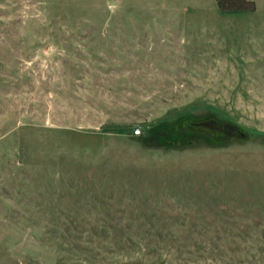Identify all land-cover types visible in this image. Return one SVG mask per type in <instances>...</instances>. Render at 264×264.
<instances>
[{
    "label": "rangeland",
    "instance_id": "rangeland-1",
    "mask_svg": "<svg viewBox=\"0 0 264 264\" xmlns=\"http://www.w3.org/2000/svg\"><path fill=\"white\" fill-rule=\"evenodd\" d=\"M252 1L0 0V264H264Z\"/></svg>",
    "mask_w": 264,
    "mask_h": 264
},
{
    "label": "trees",
    "instance_id": "trees-1",
    "mask_svg": "<svg viewBox=\"0 0 264 264\" xmlns=\"http://www.w3.org/2000/svg\"><path fill=\"white\" fill-rule=\"evenodd\" d=\"M216 2L219 10L226 13L254 12L256 9L252 0H216Z\"/></svg>",
    "mask_w": 264,
    "mask_h": 264
},
{
    "label": "built area",
    "instance_id": "built-area-1",
    "mask_svg": "<svg viewBox=\"0 0 264 264\" xmlns=\"http://www.w3.org/2000/svg\"><path fill=\"white\" fill-rule=\"evenodd\" d=\"M135 133H136V134H139V133H140V130H139V129H137V130L135 131Z\"/></svg>",
    "mask_w": 264,
    "mask_h": 264
},
{
    "label": "water",
    "instance_id": "water-1",
    "mask_svg": "<svg viewBox=\"0 0 264 264\" xmlns=\"http://www.w3.org/2000/svg\"><path fill=\"white\" fill-rule=\"evenodd\" d=\"M222 129H225V126H222Z\"/></svg>",
    "mask_w": 264,
    "mask_h": 264
}]
</instances>
